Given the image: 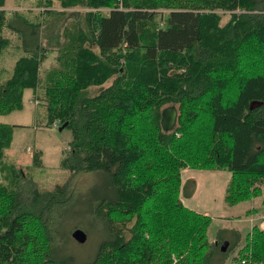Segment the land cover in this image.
<instances>
[{
	"label": "trees",
	"instance_id": "16d2710c",
	"mask_svg": "<svg viewBox=\"0 0 264 264\" xmlns=\"http://www.w3.org/2000/svg\"><path fill=\"white\" fill-rule=\"evenodd\" d=\"M5 1L0 58L6 29L22 52L10 71L0 65V116L31 89L46 126L72 133L60 167L105 173L115 191L89 209L110 237L88 264H225L231 244L223 251L219 232L210 240V217L181 201V169L229 171L231 204L262 193L264 62H245L264 54V0H26L37 19L8 14ZM164 105L178 111L170 131ZM15 125L0 121V171H12L0 184V264H70L54 233L65 188L24 199L21 173L4 163ZM251 231L240 255L264 263V229Z\"/></svg>",
	"mask_w": 264,
	"mask_h": 264
},
{
	"label": "rangeland",
	"instance_id": "374dc122",
	"mask_svg": "<svg viewBox=\"0 0 264 264\" xmlns=\"http://www.w3.org/2000/svg\"><path fill=\"white\" fill-rule=\"evenodd\" d=\"M27 1L31 3L32 0ZM15 2L16 0H8L7 6L13 7L16 5ZM8 10L11 13L14 11L12 9ZM29 11L32 13L31 15ZM38 11L37 9H31L24 10V13L30 19H37L35 13H38ZM230 16V13H224L220 24L224 25L229 20ZM7 37L12 41L13 45H19V40L15 36L7 34ZM19 53L20 50H16L14 53L11 50V56H7L1 66L10 71ZM54 56V53L47 56V59H45L40 68L41 75H43L45 69H50L51 66L55 65L56 61ZM250 61L257 63L261 61L264 62V54L251 56L245 64H248ZM8 76L3 73V80ZM34 98L35 94L33 91L31 89H26L23 95V108L15 110L7 115L0 116L1 122L12 125L14 123L19 124L15 125L13 128L11 147L6 152L4 163L7 166L12 165L16 171L21 173L19 178H22L20 184L23 186L22 192L24 199H27V195L25 194H32V190L54 191L58 187L65 188V190H63V195L65 196L63 198H66V201L60 205L61 210L63 209V213L60 217H57L58 219L56 218L57 220L54 224V233L57 237V243H55L56 255L68 261L70 264H88L96 256L101 243L110 237L109 231L93 216L89 215V209L96 199L101 197L113 198L115 191L109 186V178L105 173L93 171L73 172L69 169L60 167V161L64 154L67 153L69 142L72 139V133L69 129L59 130L58 127H55L57 123L55 124L54 122L53 125L47 127L45 124L46 113L44 106L40 104L36 105ZM170 106L173 105H164L163 110ZM176 125L177 124H175L173 128H175ZM200 127L202 129L206 128L207 123ZM176 136H179V133ZM36 153H38L36 157L37 163L34 162ZM145 168L147 169L148 166H145ZM185 168L187 167L181 169V182L182 170ZM188 168L198 171L206 170L189 166ZM136 170L141 171L142 167L139 165ZM212 171L219 172L220 176H214L210 173L203 174L198 194L199 199L196 200L199 202V205H202L203 201L208 199L206 196L209 194H213V197L219 202V191H215L214 184H222L224 175L230 174L229 171L224 169H212ZM11 174L12 171H9V168L0 171V184L5 186L9 185L8 179H10ZM263 193L264 187L260 195L256 194L249 200H244L235 204L228 203L225 198L226 191L224 193V203L231 209L228 216H232L235 221L241 219L240 224L243 228L242 240L245 238V230L249 228L250 223L254 224L257 222L259 224H255L253 227L264 229ZM198 208L202 207L199 206ZM55 212H53L51 219L54 217ZM123 219L125 224L130 227L133 221L132 216L129 217L124 215ZM210 219L209 238L212 236L216 237V233L218 234L219 232V235L224 234L225 238L230 237L232 240L229 250L224 253L225 264H264L263 262L251 263L248 257L240 255L239 251L246 242L244 241L239 245L234 238L235 234L231 224H227V228H230L229 230L222 229V222L218 220L213 221L211 217ZM151 224H154V222ZM76 228L81 229L86 235V240L82 243L73 239L71 235ZM157 229L164 231L163 227L160 225H158ZM221 230L222 232H220ZM251 232L250 230L247 238L250 236Z\"/></svg>",
	"mask_w": 264,
	"mask_h": 264
},
{
	"label": "crops",
	"instance_id": "0c3cea01",
	"mask_svg": "<svg viewBox=\"0 0 264 264\" xmlns=\"http://www.w3.org/2000/svg\"><path fill=\"white\" fill-rule=\"evenodd\" d=\"M7 2H8V0L5 1L4 9L7 11L8 14L11 13V12H9L8 9L17 10V11H20L23 13H24V10L35 9L33 7H29L28 6L29 2H27L26 0H19V1L16 0V2H15L16 5H14L13 7L7 6ZM4 34L6 37H7V34H11V35L16 37V35L14 33L10 32L7 29L4 31ZM11 50L13 51V53L16 50H20V53L18 54L17 57H19V55L22 52L21 49L19 48V45L16 46V45L11 44L10 46H8L5 49V52L1 56L0 65L5 61V58L7 56H11ZM14 124L19 125L17 123H14ZM223 172H226V171H223ZM204 173H210L211 175H214V176H220L219 172L212 171V170H200V171H198L196 169L193 170V169L188 168V167L185 168L184 170H182L181 195H180L181 201L186 206H188L189 208H191L197 212L209 215L213 221L218 220V221L222 222L223 223V226H221L222 229L229 230L230 228H227V224H231L232 229L235 232H237V234H238L237 242L239 243V245L244 241L246 242L247 235L250 232V230L252 229V227L255 224H259V223H257V222L254 224L250 223L249 228L245 230V233H246L245 238H244V240H242L243 239V228L241 227V224H240L241 219H238L237 221H235V219L232 218V216L229 217L228 213L230 212L231 209H229V207H227L226 204L224 203V193L226 191V188H227L226 186H227L229 179H230V174L224 175V181L222 184H219V183L214 184L215 191L216 190L219 191V196H220L219 202H217V200L213 197L214 196L213 194H209L206 196L208 199L203 201L202 205H199V202L196 200L199 199L198 198L199 188H200V185L202 183L201 180L203 179ZM211 186H212V183H211ZM197 205H199L202 208H198L199 206H197ZM216 238L217 237L212 236L210 239L212 241H216ZM221 241H222V243L227 241L228 242L227 247H229V245L231 244V240L229 237L228 238L223 237Z\"/></svg>",
	"mask_w": 264,
	"mask_h": 264
},
{
	"label": "water",
	"instance_id": "95a60500",
	"mask_svg": "<svg viewBox=\"0 0 264 264\" xmlns=\"http://www.w3.org/2000/svg\"><path fill=\"white\" fill-rule=\"evenodd\" d=\"M177 109L175 106H170L168 108H165L162 113H161V126L164 130L166 131H170L173 129L174 125L176 124L177 121ZM67 126V123H64L63 125H61L59 127V130H63L65 127ZM73 239H75L78 242H84L86 240V235L85 233L77 228L75 230H73V232L71 233ZM228 245V242L225 241L222 245H221V249L224 251L226 250V247Z\"/></svg>",
	"mask_w": 264,
	"mask_h": 264
},
{
	"label": "built area",
	"instance_id": "2783aa9c",
	"mask_svg": "<svg viewBox=\"0 0 264 264\" xmlns=\"http://www.w3.org/2000/svg\"><path fill=\"white\" fill-rule=\"evenodd\" d=\"M56 124V123H55ZM55 127H57V124H56V126Z\"/></svg>",
	"mask_w": 264,
	"mask_h": 264
}]
</instances>
